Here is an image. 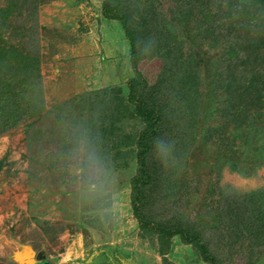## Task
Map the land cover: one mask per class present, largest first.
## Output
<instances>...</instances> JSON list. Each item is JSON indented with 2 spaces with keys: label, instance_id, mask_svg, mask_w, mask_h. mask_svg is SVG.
I'll return each mask as SVG.
<instances>
[{
  "label": "rangeland",
  "instance_id": "obj_1",
  "mask_svg": "<svg viewBox=\"0 0 264 264\" xmlns=\"http://www.w3.org/2000/svg\"><path fill=\"white\" fill-rule=\"evenodd\" d=\"M106 1L0 0L12 10L2 45L40 59L45 107L14 128L0 119V264H23L22 252L49 264H209L193 245L172 257L183 238L166 242L134 216L146 123L129 95L131 45L103 16ZM121 13L147 84L140 99L161 116L147 222L201 234L216 264H264V125L239 123L258 110L264 123V95L260 109L225 101L229 82L243 91L264 70V0H121Z\"/></svg>",
  "mask_w": 264,
  "mask_h": 264
},
{
  "label": "trees",
  "instance_id": "obj_2",
  "mask_svg": "<svg viewBox=\"0 0 264 264\" xmlns=\"http://www.w3.org/2000/svg\"><path fill=\"white\" fill-rule=\"evenodd\" d=\"M106 1L103 5V16L110 21L120 22L123 32L131 45V64L135 73V78L129 82L130 100L135 106L136 115L143 119L146 123V128L140 134L138 140L137 159L141 166V171L132 182V204L135 218L139 222L142 230H149L157 234L162 240L170 241V239L180 236L186 245L197 246L202 254L205 263L216 264L215 258L209 254L208 246L201 234H190L187 228L184 227H168L166 225L158 224L155 218L148 223L142 208L145 203V187L151 182L152 175L146 170L147 156L150 152L151 143L158 137L161 129V116L155 107H151L147 101L140 99L139 88L147 86L140 72L137 70V43L133 31L130 28L128 17L121 13V0ZM11 8H0V28L4 29V22L10 18ZM234 26H230L229 31L234 30ZM232 33V32H230ZM3 40L0 38V119L4 124V129L17 127L25 118L38 117L45 109L42 89V74L41 62L36 56L23 53L16 47H5L2 45ZM248 61V59L246 58ZM245 62V61H244ZM264 64V63H263ZM264 70L254 79V84L243 91L230 82L225 86L227 91L226 102L230 104L231 108L239 104L247 103L251 107L258 106L262 101L261 95H264ZM234 82V81H233ZM258 84V86H257ZM252 101L255 103L253 104ZM246 105V104H245ZM257 119L249 113L245 115V120L239 121L240 125H244L246 129H251L254 125L260 127L264 125L262 120H258L261 111H257ZM258 120V122H256ZM261 123V124H259ZM260 125V126H259ZM262 144H264V139ZM256 158L264 163V148L262 146L255 150ZM260 164V165H261ZM259 165L255 162L251 165L253 172ZM235 167H237L235 165ZM236 170V168H235ZM240 171V170H239ZM238 171V172H239ZM240 173V172H239ZM249 175V174H248ZM255 196V193L250 194ZM255 199V197H249ZM256 198V203H257ZM255 204V203H254ZM156 220V221H155ZM248 234H252L249 230ZM248 237V236H247ZM234 238V236L232 237ZM249 238V237H248ZM167 253H163L165 256ZM166 261V260H165Z\"/></svg>",
  "mask_w": 264,
  "mask_h": 264
},
{
  "label": "crops",
  "instance_id": "obj_3",
  "mask_svg": "<svg viewBox=\"0 0 264 264\" xmlns=\"http://www.w3.org/2000/svg\"><path fill=\"white\" fill-rule=\"evenodd\" d=\"M44 15L41 13V18H40V23H41V25L43 26V27H46V28H48V27H50L51 25H53V22L52 21H50V22H47L46 20H47V18H45V17H43ZM47 22V23H46ZM114 22V21H113ZM74 62V61H73ZM82 71H84L83 70V68H82ZM74 73H78L75 69H73L72 70V73L70 74V76H68V79L70 78H72V79H77V76H75V74ZM73 77H76V78H73ZM72 83L75 85L76 84V82H74V80H67V85L69 86L70 84L72 85ZM188 249V246L186 245V244H184V243H182V244H180V243H178L177 242V245H176V247H175V249H173V252H172V257H174V258H176V257H181V255L179 256V252H181L183 249ZM186 251V250H185ZM174 253H176L177 254V256H175L174 255ZM182 259V258H181Z\"/></svg>",
  "mask_w": 264,
  "mask_h": 264
},
{
  "label": "water",
  "instance_id": "obj_4",
  "mask_svg": "<svg viewBox=\"0 0 264 264\" xmlns=\"http://www.w3.org/2000/svg\"><path fill=\"white\" fill-rule=\"evenodd\" d=\"M13 257L16 258L19 262H21L23 264H42V263H44V259H43L42 255H38L37 256V262H34L30 258L29 252H22V256L20 254L19 258H17V256H13Z\"/></svg>",
  "mask_w": 264,
  "mask_h": 264
},
{
  "label": "flooded vegetation",
  "instance_id": "obj_5",
  "mask_svg": "<svg viewBox=\"0 0 264 264\" xmlns=\"http://www.w3.org/2000/svg\"><path fill=\"white\" fill-rule=\"evenodd\" d=\"M43 264V263H42ZM44 264H47V263H44Z\"/></svg>",
  "mask_w": 264,
  "mask_h": 264
}]
</instances>
